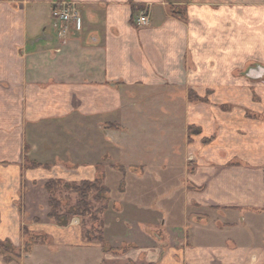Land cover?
Listing matches in <instances>:
<instances>
[{
    "label": "crops",
    "instance_id": "crops-1",
    "mask_svg": "<svg viewBox=\"0 0 264 264\" xmlns=\"http://www.w3.org/2000/svg\"><path fill=\"white\" fill-rule=\"evenodd\" d=\"M69 1L77 8L79 21L57 22L54 0H0L1 239L11 237L12 227H19L22 220L18 203L21 153L27 145L25 153L39 147L38 142L31 145L30 127H35L31 134L48 133L55 130L35 125L53 118L67 119L76 110L82 112V120L88 119L83 116L99 118L115 112L123 105L121 90L114 85L139 84L152 89L159 85L165 92L179 85L203 94L206 88L224 82L223 67H264V0H250L242 16L236 11L233 14L232 3L207 5L210 1L205 0ZM176 5L187 8L184 16L173 13ZM133 6L148 7L147 25L137 26L139 15ZM233 15L240 21L233 23ZM262 99L264 104V96ZM250 100L255 103L253 94ZM111 122L100 124L107 127ZM253 126V122L247 125L251 139L233 142V159L244 162L233 164V182L223 188L222 176L210 174V180L218 182L197 189V199L188 195L167 216L165 243L150 232L146 222L117 212L115 228L107 227L111 232L106 228L107 241L116 248L125 244L139 247L124 255L107 252L102 260L111 263L117 257L122 264L132 256L139 263L143 255L145 264H264V123L256 125V136ZM56 131L62 132L41 147L46 152L63 148V154L56 152L58 162H41L31 156L33 160L50 164L47 171L72 164L66 173L78 171L79 180L95 179L98 159L92 160L95 166L71 161L80 154L95 153L93 144H78L81 153L78 148L73 151L71 143L76 139L68 142V133L75 128ZM237 148L242 149L240 154L234 150ZM107 151L105 147L99 153L104 156ZM60 156L67 160L61 161ZM251 163L255 169L245 167ZM40 169L45 170H26L29 178L45 181ZM15 180L18 185L13 186ZM40 190L31 189L23 198L30 218L42 219L45 214L47 199Z\"/></svg>",
    "mask_w": 264,
    "mask_h": 264
},
{
    "label": "rangeland",
    "instance_id": "rangeland-1",
    "mask_svg": "<svg viewBox=\"0 0 264 264\" xmlns=\"http://www.w3.org/2000/svg\"><path fill=\"white\" fill-rule=\"evenodd\" d=\"M205 1H210L206 2L207 5L232 3L233 14L236 11L242 16L243 9L250 0ZM135 11L137 15L146 11L149 13L147 6H139ZM172 11L184 16L187 8L176 5L172 7ZM235 21H240L239 16L233 15V23ZM251 69L249 65L223 67L224 82L217 88L214 86L206 88L203 94L192 88L186 91L185 86L179 85L169 87L166 92L159 85L153 87L158 89L156 91L146 87L147 85H114L119 87L122 93L123 106L119 110L106 113L107 115L99 118L100 115L83 116L88 118L86 120H82L80 118L82 112L76 110L67 119L53 118L35 125L42 130H55L48 133L39 131L38 134H31L35 127H30L28 134L29 139L33 140L31 145L38 142L39 147H33L29 153H25L29 150L27 145L25 151L21 153L22 177L18 203L22 220L19 227H12L11 237L0 238L9 242L6 256L0 250V264H121L115 260L117 257L111 263L102 260L101 257L107 252L129 254L137 251L139 247L135 244H125L120 249L111 246L107 241L106 228L111 226L112 230L115 228L117 212L121 216L126 215L146 222L151 229L150 232L160 243H165V222L171 211L185 203L188 195L189 198L197 199V189L208 186L210 182H218L210 180L213 174L218 173L222 176L221 187H228L229 182H233V164L244 163L233 159V154L236 153L233 152V142L251 139L252 133L247 129V125L253 122L252 130L256 136L258 135L256 125L264 123V116L262 117L264 76L263 79L249 77L247 72ZM252 94L255 103L250 100ZM248 101L250 106H247ZM103 120L114 122L102 127L100 122ZM66 127L76 130L67 132L68 142L69 139H76L71 143L73 151L77 148L80 151L78 144L86 143L93 144V152L95 151L90 155L80 154L78 155L80 158H71V161L74 164L85 165L93 164L92 160L98 159L99 168L97 167L95 179L100 178L110 193L108 201H98L94 199L95 193L92 191L88 211L70 217L68 225L61 226L50 217V193L45 184L50 179H63V182L57 185L54 196L61 201V211L72 208L80 197L73 189L66 188L64 183L66 181L80 183L82 180H79V172L66 173L68 171L66 167H72V164L63 163L54 170L47 171L46 168H49L50 164L40 163L39 166L45 168L40 169L44 171L45 181L39 178L36 181L29 178L26 170L40 168L30 165L33 158L41 162L53 160L58 162L56 152L63 154L60 151H64L63 148L50 150L55 152L50 155V151L46 152L42 147L45 143L48 145L47 141L53 140L54 134L62 132L56 130ZM65 133L62 136H65ZM49 134L50 137L47 136ZM105 147L108 149L106 155L103 156V153L100 155ZM86 150L84 148V152ZM234 150L240 154L242 149ZM60 157L63 161L64 157ZM245 165L243 166L250 167L249 169L256 168L252 163ZM63 174L65 176L60 177ZM9 183L12 186V183ZM15 185H18L17 180L14 181L13 186ZM41 188L47 199L45 206L47 213L45 210L43 220L38 216L30 218L31 215L27 212L23 200L29 190L41 191ZM108 228L107 231L111 232ZM139 260L142 261L134 262L131 256L122 264H145L143 255Z\"/></svg>",
    "mask_w": 264,
    "mask_h": 264
},
{
    "label": "trees",
    "instance_id": "trees-1",
    "mask_svg": "<svg viewBox=\"0 0 264 264\" xmlns=\"http://www.w3.org/2000/svg\"><path fill=\"white\" fill-rule=\"evenodd\" d=\"M137 7H139V6H133L134 9ZM173 13H175V15L180 16V14L177 12L173 11ZM30 165L32 167H40L39 165H41V164L39 162L33 160L32 162H30ZM62 182H63V179H61V178L60 179H50L45 184L46 189L50 193V199H49V203H50V207H51L50 217L52 219H54L61 226L68 225L70 217H73L74 215H77L80 212L83 213V211H86V210L88 211V208L91 204L90 203L91 200H89V199H90V193L92 191H94V193H95V195H94L95 200H98V201L99 200H101V201L102 200H104V201L109 200L110 190L107 186L104 185V183H102L100 181V178H97L93 181L92 180H82L80 183H77L76 181H70V182L66 181L64 183V186L66 188L73 189L74 192H77L79 194L80 198L77 201L75 206H73L72 208L61 211V207H62L61 201H59L54 196V191H55L57 185L61 184ZM105 206H107V205L105 204ZM105 208H107V207H105ZM100 240H102V237L100 238ZM8 246H9L8 240L2 241L0 239V250H2L5 253V256H6V252L8 251Z\"/></svg>",
    "mask_w": 264,
    "mask_h": 264
},
{
    "label": "built area",
    "instance_id": "built-area-1",
    "mask_svg": "<svg viewBox=\"0 0 264 264\" xmlns=\"http://www.w3.org/2000/svg\"><path fill=\"white\" fill-rule=\"evenodd\" d=\"M53 17L57 22L71 23L79 21L77 8L69 0H54ZM150 21L149 13L142 12L136 19L139 26L147 25Z\"/></svg>",
    "mask_w": 264,
    "mask_h": 264
},
{
    "label": "water",
    "instance_id": "water-1",
    "mask_svg": "<svg viewBox=\"0 0 264 264\" xmlns=\"http://www.w3.org/2000/svg\"><path fill=\"white\" fill-rule=\"evenodd\" d=\"M248 76L253 79L263 78L264 76V67L253 68L247 72Z\"/></svg>",
    "mask_w": 264,
    "mask_h": 264
}]
</instances>
